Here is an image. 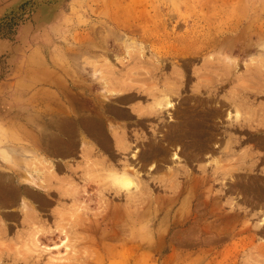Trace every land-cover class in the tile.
Listing matches in <instances>:
<instances>
[{
  "label": "rangeland",
  "instance_id": "374dc122",
  "mask_svg": "<svg viewBox=\"0 0 264 264\" xmlns=\"http://www.w3.org/2000/svg\"><path fill=\"white\" fill-rule=\"evenodd\" d=\"M5 18L0 264H264V0H0Z\"/></svg>",
  "mask_w": 264,
  "mask_h": 264
},
{
  "label": "bare ground",
  "instance_id": "6f19581e",
  "mask_svg": "<svg viewBox=\"0 0 264 264\" xmlns=\"http://www.w3.org/2000/svg\"><path fill=\"white\" fill-rule=\"evenodd\" d=\"M158 90V89H157ZM154 91V90H153ZM165 93V92H164ZM165 99H161L162 101H159L158 100V102H159V104H157L158 106H163V107H168V108H171L172 106H173V104L171 103V98L169 99L168 98V95L166 96L165 95V97H164ZM154 106V105H153ZM165 108V109H166ZM163 110V109H162ZM194 110V109H193ZM193 110H192V112H193ZM172 111H174V110H172ZM188 112H190V111H188ZM202 112V111H201ZM120 113V112H119ZM163 113V112H162ZM161 113V114H162ZM166 113V112H165ZM171 113V112H170ZM160 114V115H161ZM163 115V114H162ZM168 115V114H167ZM85 116H87V115H85ZM164 116H166V115H164ZM91 117H92V115H91ZM168 117V116H167ZM191 118H192V116H190ZM201 117V116H200ZM239 117V116H238ZM88 118H90V117H88ZM202 118V117H201ZM200 118V119H201ZM235 118H237V117H235ZM91 119V118H90ZM204 119V118H203ZM84 121H85V118L83 119ZM98 120V119H97ZM194 120H196V119H194ZM82 122V121H81ZM190 122V121H189ZM68 123V122H67ZM85 123H86V125H84L85 126V128H91L92 130H95V131H97V132H99V133H102V135H103V137L105 136V132L103 133V129L101 128V126H99V120H98V122H97V124H95V123H93V122H91V121H85ZM193 123V122H192ZM195 123V122H194ZM192 127V126H191ZM88 130V129H87ZM89 131V130H88ZM73 135V134H72ZM98 137V136H97ZM105 137H107V136H105ZM104 137V138H105ZM180 137V136H179ZM122 138H124V136H122ZM74 139V138H73ZM119 142H122V140L120 139L119 140ZM103 144V143H102ZM125 144V143H124ZM106 145V144H105ZM202 149V148H201ZM199 150V149H198ZM136 151V150H135ZM136 153H138V152H136ZM138 156V155H137ZM143 157V156H142ZM145 157V156H144ZM146 157H148V156H146ZM139 158V157H138ZM147 159H149V157L147 158ZM146 161V160H145ZM122 171V170H121ZM128 171V170H127ZM116 173V172H115ZM123 174V173H122ZM133 175V174H132ZM122 176V175H121ZM189 177V176H188ZM188 177H187V179H188ZM118 182V181H117ZM187 182V181H186ZM120 183L124 186V187H127V189L132 185V186H134L132 183H134L132 180H131V178L129 177V176H127V175H123V177L122 178H120ZM136 185V184H135ZM119 186V185H118ZM133 188V187H132ZM131 188V189H132ZM180 191V190H179ZM180 192H182V191H180ZM117 193V192H116ZM192 193V192H191ZM179 194V193H178ZM182 194V193H181ZM180 195V194H179ZM193 195V194H192ZM189 195H187V197H188ZM177 197V196H176ZM186 197V198H187ZM187 200H189L190 201V199H187ZM186 200V202H188ZM188 205V204H187ZM133 206V205H132ZM189 206H190V204H189ZM186 207V206H185ZM191 207V206H190ZM109 211V210H108ZM125 211V210H124ZM191 211V210H190ZM123 212V211H122ZM127 214H128V212H126ZM122 214V213H121ZM109 215H110V213H109ZM123 215V214H122ZM126 215V214H125ZM189 215V214H188ZM108 218V217H107ZM190 219V218H189ZM264 219V218H263ZM109 220V219H108ZM123 220V219H122ZM188 221V220H187ZM185 223V222H184ZM129 228V227H128ZM141 233V232H140ZM121 236V235H120ZM138 236V235H137ZM140 237V236H139Z\"/></svg>",
  "mask_w": 264,
  "mask_h": 264
},
{
  "label": "trees",
  "instance_id": "16d2710c",
  "mask_svg": "<svg viewBox=\"0 0 264 264\" xmlns=\"http://www.w3.org/2000/svg\"><path fill=\"white\" fill-rule=\"evenodd\" d=\"M15 23L9 22L7 18L2 19L0 21V38L9 35L11 32L15 30Z\"/></svg>",
  "mask_w": 264,
  "mask_h": 264
},
{
  "label": "crops",
  "instance_id": "0c3cea01",
  "mask_svg": "<svg viewBox=\"0 0 264 264\" xmlns=\"http://www.w3.org/2000/svg\"><path fill=\"white\" fill-rule=\"evenodd\" d=\"M38 129L46 130L48 128L47 127H43V128L39 127ZM53 152H55V151H53ZM39 153L41 154V151ZM48 153L50 154L49 150H48ZM56 161L57 160H52V159H49V158L44 156L43 160L40 161L42 163L40 168L44 169V170H46V169L47 170H52V168H54L55 165H56ZM51 172H55V170H52Z\"/></svg>",
  "mask_w": 264,
  "mask_h": 264
}]
</instances>
